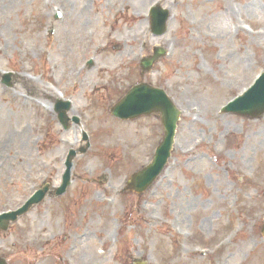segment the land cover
<instances>
[{
  "label": "rangeland",
  "instance_id": "obj_1",
  "mask_svg": "<svg viewBox=\"0 0 264 264\" xmlns=\"http://www.w3.org/2000/svg\"><path fill=\"white\" fill-rule=\"evenodd\" d=\"M82 1L0 0V47L9 49L6 56L0 52V211L22 205L44 181L60 180L64 161L84 131L92 143L87 154L76 158L74 182L64 197L47 198L8 231H0V255L11 264H131L140 254L153 264H264L259 231L264 116L248 119L221 111L264 70V0H99V9L98 0H88L82 18L87 36L69 19ZM153 4L172 13L163 36H151ZM61 9L67 11L64 19L57 18ZM115 18L125 27L117 29ZM231 22L239 25L238 34ZM245 23L254 31L246 32ZM119 38V49L112 52ZM155 44L167 47L169 55L145 78L166 89L183 115L166 179L174 178L177 187L190 192L188 178L200 176L191 195L171 181L167 190L162 180L155 186L192 210L166 237L156 225L165 215L155 198H149L147 208L131 210L132 196L119 190L125 176L152 157L162 136L160 121L144 117L121 123L108 114L112 102L140 81L138 60L152 54ZM90 59L93 66L86 64ZM6 73H11V86L2 82ZM48 88L73 100L72 115L81 125L63 130L41 100L51 97L43 93ZM124 139L136 148L127 147ZM83 190H90L85 202L96 206L94 219L70 227L77 215L73 196L80 198ZM131 211L139 215L129 218ZM133 224L137 232L148 228V237L119 233L92 246L94 238L100 239L96 235ZM44 237L69 240L46 247Z\"/></svg>",
  "mask_w": 264,
  "mask_h": 264
},
{
  "label": "bare ground",
  "instance_id": "obj_2",
  "mask_svg": "<svg viewBox=\"0 0 264 264\" xmlns=\"http://www.w3.org/2000/svg\"><path fill=\"white\" fill-rule=\"evenodd\" d=\"M85 1H88V0H83L82 2H81V4L80 5H77L76 7H74V8H72V12H73V14H71L70 13V15H69V19L70 20H72L73 21V23L72 24H74V25H77V27H76V31L77 32H79L80 34H82V32H84L85 30L83 29V27L85 26V23H86V21L84 22V21H82V18H83V16L88 12V4L85 2ZM36 2L37 3H40L39 2V0H36ZM90 15H92V13H89L87 16H90ZM122 22H119L117 25H116V27L117 28H119L120 26L122 27ZM82 31V32H81ZM90 33V32H89ZM91 35H93L94 34V32H92V33H90ZM121 37V36H120ZM118 40V39H117ZM117 40H114L115 42H113V46L111 47V51L112 52H115V51H117L118 49H119V46H120V43L122 42V40L119 38V40L117 41ZM124 41V40H123ZM125 42V41H124ZM8 51H9V49L8 48H4V47H0V52H3V54L6 56L7 54H8ZM20 79L22 78L23 79V82L25 83V84H27V83H29L28 81H30V80H28V79H24L25 77H19ZM27 82V83H26ZM34 83H36V82H34ZM32 87H35L34 86V84L33 83H29ZM43 93H44V95H49V96H51L50 98H49V100L51 101V99H52V97H56L57 95H56V93L53 91V90H51V89H44L43 90ZM18 95H20L21 96V93H20V91H18V93H17ZM54 95H56V96H54ZM14 96V95H13ZM30 102H33L34 104H37V105H40L39 103H38V101H36V100H32V101H30Z\"/></svg>",
  "mask_w": 264,
  "mask_h": 264
},
{
  "label": "water",
  "instance_id": "obj_3",
  "mask_svg": "<svg viewBox=\"0 0 264 264\" xmlns=\"http://www.w3.org/2000/svg\"><path fill=\"white\" fill-rule=\"evenodd\" d=\"M144 94H150L152 97H154V95L150 92H145ZM128 98L124 101V107H125V116H133V114L137 113V112H142L144 109V96L143 94L139 93L138 91H134L132 90V92L127 96ZM130 100V101H128ZM172 109V105H170L169 103H166V105L163 106V111H170ZM168 121L171 122V118L168 117ZM173 122V121H172ZM172 128L173 123L171 124ZM41 196H37L36 199L34 201H37L38 199H40ZM33 201V202H34ZM12 216V214H9ZM1 221V219H0Z\"/></svg>",
  "mask_w": 264,
  "mask_h": 264
}]
</instances>
